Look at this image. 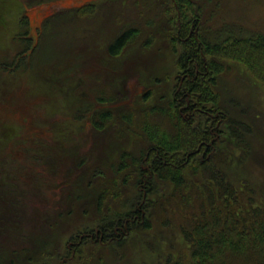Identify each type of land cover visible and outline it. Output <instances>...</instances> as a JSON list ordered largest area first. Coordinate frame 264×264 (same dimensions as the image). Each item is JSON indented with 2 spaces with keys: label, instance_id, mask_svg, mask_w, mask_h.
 <instances>
[{
  "label": "rangeland",
  "instance_id": "374dc122",
  "mask_svg": "<svg viewBox=\"0 0 264 264\" xmlns=\"http://www.w3.org/2000/svg\"><path fill=\"white\" fill-rule=\"evenodd\" d=\"M20 2L8 9L7 18L26 20L29 46L15 61L31 69L1 75L0 159L8 160L10 172L22 184H30V191L24 184L27 193L16 197L28 206L24 212L30 211L32 223L22 235L7 236L18 253L3 264H164L168 258L188 257L180 232L182 213L161 211L158 203L156 212L148 206L144 213L153 222L151 230H136L140 223L134 220L137 226L131 232L126 228L125 236L86 238L102 226L124 222L144 202L145 183L132 162L149 148L144 123L172 138L177 134V116L151 111L156 105L167 107L183 82L171 48L180 24L174 0ZM194 3L202 7L204 24L212 30L227 24L264 32V0ZM128 28L139 34L120 54L110 55L109 44ZM26 44L14 42L4 54L11 57ZM225 60L229 65L217 77V93L225 104L234 98L259 116L246 115L256 130L248 137L250 152L237 147L224 120L211 139L216 144L212 153H248L230 172L255 187L257 202L264 204V73L260 77V71L258 75L242 61ZM118 102L124 103L112 106ZM10 128L17 133L7 138L4 132ZM126 153L130 157L123 160ZM154 186L161 192L164 188L158 180ZM156 196L153 200L163 195ZM242 259L228 263L254 264Z\"/></svg>",
  "mask_w": 264,
  "mask_h": 264
},
{
  "label": "trees",
  "instance_id": "16d2710c",
  "mask_svg": "<svg viewBox=\"0 0 264 264\" xmlns=\"http://www.w3.org/2000/svg\"><path fill=\"white\" fill-rule=\"evenodd\" d=\"M174 2L180 14V24L171 39V48L177 54L175 66L182 71L183 82L167 107L156 105L151 111L177 116V134L172 138L166 130L144 123L143 130L149 142L147 154L132 157L136 166L134 171L137 173L138 169L140 180L145 183L144 202L140 208L127 213L124 222L118 220L112 225L102 226L99 235H103V240L113 239L122 228L125 232L121 235L125 236L126 228L128 232L134 231L138 222L140 228L136 230H151L153 222L145 218L144 213L148 206L155 212L159 207L171 214L175 211L182 213L184 221L180 232L189 246L188 257L168 258L164 264H229V260H244L242 258L249 263L264 264L263 201L257 202L255 187L244 183L235 172H230L234 171L236 164H243L248 153H239L236 157L233 154L212 153L216 144L211 141L219 131L217 123L227 120L237 147L250 152L248 137L256 130L247 118H258L259 115L254 112L253 115L248 106L234 98L225 104L216 90L217 77L228 69L229 64L224 61L227 58L246 63L257 74L260 71L262 74L258 75L263 77L264 32L227 24L212 30L204 24L202 7L199 4L195 6V0ZM20 4V0H0V86L3 72L27 74L31 69V65L15 61L29 46L30 38L24 30L26 20L7 18L8 9ZM137 34V28L121 32L109 44L110 55L120 54ZM20 41L23 45L27 43L22 50L14 52L11 57L4 54L6 46ZM102 117L105 120L109 118L108 114ZM126 119L131 120L129 116ZM16 133L17 130L12 128L4 132L7 138ZM1 152L0 145V158ZM129 157L128 153L122 155L123 160ZM124 167L125 163L120 169ZM150 169L153 175L149 174ZM10 171L8 160L0 159V236L5 234L0 237V264L18 253V249H11L7 236L22 235L26 226L30 228L27 223H32L30 211L24 212L26 204L19 199L20 196L16 197L26 191L23 190L27 189L22 186L24 184L30 191V184L28 181L22 184ZM157 180L163 184L162 192L154 186ZM31 185L34 189L39 187L38 184ZM153 195L163 196L153 200ZM164 195H169L168 200L163 199ZM155 203H158L156 208ZM193 208L198 210L193 211Z\"/></svg>",
  "mask_w": 264,
  "mask_h": 264
},
{
  "label": "flooded vegetation",
  "instance_id": "af4514ba",
  "mask_svg": "<svg viewBox=\"0 0 264 264\" xmlns=\"http://www.w3.org/2000/svg\"><path fill=\"white\" fill-rule=\"evenodd\" d=\"M219 123V122H218ZM218 123H217V125H218ZM220 124V123H219ZM98 232H100L99 230L98 231H96L95 232V234H93V233H86V238H89V239H95V238H97L98 236H99V238L102 240V236L103 235H99V233ZM123 232H125V230L124 229H120L118 232H117V234L118 235H121ZM81 241H83L82 239H81Z\"/></svg>",
  "mask_w": 264,
  "mask_h": 264
},
{
  "label": "water",
  "instance_id": "95a60500",
  "mask_svg": "<svg viewBox=\"0 0 264 264\" xmlns=\"http://www.w3.org/2000/svg\"><path fill=\"white\" fill-rule=\"evenodd\" d=\"M122 103H124V102H118V103L113 104L112 106H118V105H120Z\"/></svg>",
  "mask_w": 264,
  "mask_h": 264
}]
</instances>
